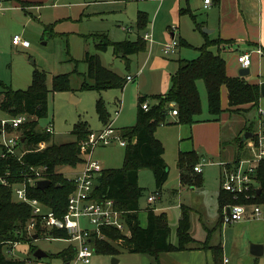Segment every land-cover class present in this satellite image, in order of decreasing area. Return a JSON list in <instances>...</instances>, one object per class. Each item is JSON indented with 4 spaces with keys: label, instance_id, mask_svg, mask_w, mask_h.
Here are the masks:
<instances>
[{
    "label": "trees",
    "instance_id": "1",
    "mask_svg": "<svg viewBox=\"0 0 264 264\" xmlns=\"http://www.w3.org/2000/svg\"><path fill=\"white\" fill-rule=\"evenodd\" d=\"M147 13L140 12L137 29L140 32L149 24ZM201 24L196 27L201 29ZM103 41L97 44V50L105 52L113 47L115 56L123 54V58L129 60V55L139 54L145 51V44L140 41L111 42L106 35H97ZM220 40H207L197 50L196 59H180L179 68L172 76L171 86L167 93L154 96H140L137 108V122L134 126L123 128L119 135L126 140L125 158L122 168L104 169L97 178L94 190V198L98 201L112 200L115 207L123 212L131 235L127 237L121 231L114 228H104V234L111 241H117L130 253L150 254L157 260L161 254L189 250L197 241L191 234V210L184 207L177 228V244L172 243L167 214L156 212L150 207L147 209V225L140 223V200L144 195V188L139 185V173L144 168H151L154 173L157 192H161L170 175V168L165 160V147L156 137L157 129L166 124L170 115L171 103H175L178 110L176 116L180 124L192 126L201 122L199 116L203 112L200 91L197 82L205 83L210 118L206 121H220L226 112H236L248 106L247 110H255L262 99L261 85L253 84L245 77L229 76L227 73V61L218 53H214L210 47L220 46ZM181 46L191 47L185 41ZM85 61L89 65L88 78L80 86V90L102 92L109 89H122L126 85L127 78L119 76L101 61L99 55L87 53ZM129 64V63H128ZM48 73L35 69L32 84L27 90H14L11 86L0 83V112L8 117L20 115L35 116L37 120H31L22 125L19 130L22 138L19 143V152L24 153L19 161L16 157H2L5 148L0 141V178L5 177L8 184L0 182V264H29L28 259L10 258L5 253V247H11L14 243H29L34 254L38 247H33L34 235L38 239L52 237L56 239L69 238L66 231L49 230L39 223L32 234L28 232V224L32 219V208L24 202H19L14 193V184H22L31 176V167L45 166L48 168L45 178L52 181V185L41 190L37 184L28 186V196L38 199L46 208L54 211L58 216H63L68 209L69 196L75 190V184L68 180L67 172L75 169L84 162L86 154L82 150L81 143L86 141L92 133L90 125L85 120H80L73 129L75 141L56 144L53 134L40 125V121L48 117V101L51 91H73L70 74L53 76L52 88L48 86ZM228 90L229 107L222 106V88ZM155 99L154 104L149 103ZM147 102L149 109L145 110L143 104ZM96 111L100 121L107 125L110 121L106 103L99 99L96 103ZM0 122V130H1ZM10 129V128H9ZM243 141V140H242ZM245 141H243L244 143ZM48 144L40 149V144ZM243 144L241 142L240 149ZM178 168L180 170L181 186L190 185L197 188L204 185L202 174H197L195 167L201 163V157L195 151L180 152L178 156ZM8 174V175H7ZM261 189L258 194L257 190ZM233 196L224 190L220 191V211L224 206L233 202ZM241 203L255 204L264 211V160L259 164L255 174L253 194L249 200L242 198ZM221 223V221H220ZM108 241H95L94 248L97 252L111 254L119 253ZM210 238L199 245V249H211L214 252L215 261L220 264L223 261L221 246H211ZM9 249V248H8ZM75 246L70 245L62 250L59 256L63 261H70L75 256Z\"/></svg>",
    "mask_w": 264,
    "mask_h": 264
},
{
    "label": "rangeland",
    "instance_id": "2",
    "mask_svg": "<svg viewBox=\"0 0 264 264\" xmlns=\"http://www.w3.org/2000/svg\"><path fill=\"white\" fill-rule=\"evenodd\" d=\"M55 4L56 8H46L41 11V14L36 15L39 17V19H35L36 21L31 19V22H27L21 17L17 19L12 14L0 17V83L9 85L14 90H27L32 84L34 70L37 68L48 73V86L51 89L53 76L71 74L70 80L73 91H51L48 101V117L40 121V125L44 128H47L50 124L53 125V141L56 144L75 141L76 138L72 132L74 126L80 120L87 121L91 130L97 131L103 128L96 112V102L101 95L97 91L80 90L84 77L73 72L75 68L80 73L86 72L88 67L84 61L85 54L88 51L91 53L96 52L95 44L98 40L93 38V36L90 37V34L103 32L116 42L127 39L134 40L136 38V25L138 22L137 10L150 9L152 13H156V16L150 17V21L155 26L157 37L163 29H165L166 35H168L167 26L170 25L169 35L173 31L177 33L180 30V35L192 42L194 47H200L207 40L213 41L214 39V34H208V38H206L202 32L204 30L202 29L201 31L196 27V22L201 23L206 12L202 11L201 14L203 15L196 16V19L188 12L182 14L184 10H189L186 9L187 4L184 0H181L180 5L176 0H165L161 4L153 0H58ZM200 4V0H195L191 6L194 8ZM157 9H164L159 16V10L157 11ZM166 9H175L176 11L174 10L170 13ZM178 16L182 17L180 21L181 25L177 24ZM39 20L48 24L56 22L53 27L55 35L50 36L49 34H45L43 25L39 23ZM123 26L130 29V31H123ZM15 34L28 40L30 47L14 46L12 38ZM198 55L197 50L184 47L178 58L192 60L196 59ZM251 55V73L249 76H245L246 80L247 78L248 82L249 80L256 79L264 80V50L263 54H259L258 58L255 54ZM222 56L226 60H230L234 66H237L238 56L236 54H234L233 60V55L222 54ZM101 58L107 67L114 68L112 70H118L119 74L124 77L130 73L133 75L136 73L137 57H130L131 69L127 68L125 59L114 56L112 48L107 53L101 54ZM140 62L141 65L144 64L143 60ZM236 70L239 71L240 67H236ZM155 72L157 77L154 76L153 78L148 77V70H143V76L140 80L141 85H143V95L152 96L162 93L160 92V88H157L159 77L161 80L164 78L163 93L169 91L172 77L170 78L168 74L164 75L165 72L163 70H156ZM197 84L203 108V112L199 118L205 120L210 118L207 89L204 81L200 80ZM155 88L156 90L153 91ZM2 89L0 84V91ZM113 93V91L107 90L103 94L105 98L103 100L106 102L110 112L116 108V104L123 98L121 95L119 99H116L112 97ZM151 101H155V99H151ZM222 104L228 105V99L225 100L223 97ZM261 107L264 109V97L262 98ZM243 108L236 112H227L225 117L223 115L221 117L223 150L226 149L227 153H230L233 149L239 151L241 142L245 144V149L249 147L255 152V135L259 131L261 120L260 107L255 110H247L248 106L245 105ZM136 112L137 97L135 94L126 99L123 112L115 126L118 128L134 126L137 122ZM0 117H5V115L0 112ZM171 117L173 116L169 115L167 123L172 122ZM162 129L160 131L166 133L169 131L166 128ZM245 131L254 133V136L246 143H243L242 138ZM180 141L181 139L179 140L174 135L169 134L168 142L166 140V144L164 145L166 149L165 160L169 165L170 175L162 189V201L157 204L156 208L158 212H165L167 214L170 227L172 228L171 240L175 243L177 242V228L180 222L181 205H186L190 202L198 204L197 201L203 196H198V193L193 192L190 189V185L180 187L177 165ZM188 143L184 142V144ZM125 149L126 146L117 143L110 146L98 147L94 151V159L101 162L105 169H119L124 164ZM206 157L208 158L206 160L214 161L203 167L204 186L199 191L204 190L205 199L215 206L217 203V193L221 188L219 180L220 159L211 157L209 154ZM83 158L85 157L83 156ZM82 166L83 163L73 170L70 169L71 171H68L67 174H72L74 171L81 169ZM139 185L145 189L144 195L140 200V223L141 226L145 227L147 225L148 196L157 191L154 173L151 168H144L140 171ZM223 211L224 209L221 214L222 218ZM125 233L131 232L129 229H126ZM110 244L119 250V253L111 254L95 251L91 264H133L131 257L128 256V251L119 245L117 241H111ZM70 245H74V243L67 240L37 239L32 242V246L38 247L49 254L48 257L41 259L34 257L31 244L29 243H19L15 247L13 255L7 253L8 248L11 247H5L4 251L10 258L28 259L29 264H62L63 260L59 254ZM114 261L118 262L114 263Z\"/></svg>",
    "mask_w": 264,
    "mask_h": 264
},
{
    "label": "crops",
    "instance_id": "3",
    "mask_svg": "<svg viewBox=\"0 0 264 264\" xmlns=\"http://www.w3.org/2000/svg\"><path fill=\"white\" fill-rule=\"evenodd\" d=\"M1 1H2V9H0V17H5L7 15L12 14L17 19L21 17L27 22H31V19L34 21H36L35 19L37 18L39 19V17L36 15L41 14L42 10L46 8H56L55 3L58 0L55 1L54 0H1ZM153 1L159 2L161 4L165 0L163 1L153 0ZM176 1L178 2L179 5L181 4V0H176ZM184 1L187 4L186 9L189 10L188 11L184 10L182 14L188 12L193 16L194 19H196L198 15L201 16L203 15L201 14L202 11L206 12V14H204L205 15L204 19L202 20L201 23H199V25L200 24L202 25L201 29L199 28L197 29L201 31L203 29L204 31L202 32L206 38H208L207 36L208 34H214L213 40L221 41L220 46L210 47V49L214 53H218L221 56L222 54L233 55L232 60L234 59V54H236L239 57V55L241 54L250 53L253 55L255 54L257 58L259 57V54L260 55L263 54L264 0H212V4L209 7H205V2H204L205 0H200L201 4L194 8H192L191 5L193 1L195 2V0H184ZM158 10H159V14H158L159 16L164 9H157V11ZM166 10L172 13L175 9H166ZM137 11H138L137 17H139L140 12L147 13L149 17V21L151 19L150 18L151 16L152 17L156 16V13H152L150 9L147 10L138 9ZM181 20L182 17L178 16V22H177L178 25H181L180 22ZM39 23L43 25L45 34H49L50 36L55 35L53 27L55 26L54 24L56 22L48 24L39 20ZM197 23L198 22H196V24ZM137 26H138V22L136 25V38L130 41L135 42L142 40V42L145 44L146 49L145 51L139 54L129 55L128 61L127 59H125L127 62V68L131 69L132 66L130 65L131 64L130 57L138 58V63H137L138 65L136 64L137 67H136L135 75L130 73L125 76V78H127L128 76H133L134 80L127 81L126 85L122 89H109L110 91L114 92L112 94V97H115L116 99H119V96L121 95L123 97L116 104V108H114V110L110 112L106 104L108 112L110 113L109 123L113 122V126L118 130V133L123 128H118L115 126V124L119 121V117L123 112V107L126 99L127 98L129 99L131 96L136 94L137 108H138L139 97L147 96L142 94L143 85H141L140 80L143 76V70L145 69L148 70V77L150 76L153 78L154 76L157 77L155 72L156 70L157 71L163 70L165 73L164 72L162 73H164V75L165 74L170 75L171 78L179 68V60L187 59V58H178V56H180L181 54L182 48L184 47L191 49L193 48L195 50L199 48V47H194L192 42L183 38L180 35V30L177 31V33L176 31H173L169 35L171 29L170 25L167 26L168 35H166L165 29H163L161 33L158 34V37L155 34V26L152 21H150L147 27L141 30L140 32L138 31ZM122 28H123L122 30L125 32L130 31V29L124 26ZM146 34L152 36V41L145 39ZM97 35H106L109 41L111 42H116V41L111 40L108 34L103 32L90 34V37L93 36V38L98 40L95 44L96 52L91 53L90 51H88L86 52V54L90 53L93 55H99L101 58V54L107 53L109 49L110 48L113 49V47L110 46L109 49L105 52L98 51L96 46L99 42L103 40L99 37H96ZM174 39L178 40L179 42L178 50L174 54H166L163 49L164 45L172 42ZM182 41L187 42L188 44L191 45V47L181 46ZM197 52L199 54L198 50ZM116 57L120 59H124L123 54H119V56ZM141 60H143L144 62V64L142 65L140 62ZM72 61L74 60L72 59ZM84 61H85V57H84ZM226 61H227L228 75L232 77L240 76V70L243 68L241 67L238 59H237L238 61L237 66H234V64L230 62V60H226ZM85 63L87 64L88 67L86 72L80 73L78 72L77 68H75L73 72L83 76L84 77L83 81L85 80L90 81V79L88 78L89 65L86 61ZM102 63L104 64L103 61ZM236 67H240V70L237 71ZM110 69L112 70L114 68H110ZM113 71L117 73L119 76L124 77L119 74L120 72H118V70H113ZM249 82L253 84L261 85L264 82V80L256 79V80H249ZM163 86H164V78L163 80H161L159 77V84L157 85V88H160V92L162 93L164 88ZM155 90L156 88L153 91ZM106 91L107 90H104L102 92L97 91L101 95L99 99L104 98L103 94L106 93ZM119 92L121 93L120 95ZM161 94H155V95H161ZM223 97L225 100L228 99V90L225 87L222 88V98ZM74 100L77 101L76 98H74ZM149 101H150L149 103L151 104L156 103L155 101H151V100ZM222 106L223 108L226 109L229 107V104L228 105L222 104ZM226 113L223 114L224 117ZM136 116H137V112H136ZM171 121L172 122L162 125L158 128L156 132V137L162 142L163 145L166 144V140L168 142L169 134L174 135L179 140L181 139L178 156L180 152L195 151L197 155L201 157L200 164L202 165V170L206 164L212 163L214 161V160H210V161L206 160L208 159L206 157L207 154H209L211 157L219 158L220 186L222 183V174L226 163L235 162L243 158H250L255 155L253 149L251 150V148L249 147L245 149L246 148L244 147L245 144H243L242 149L239 148L240 152L237 149L235 150L233 149L230 153H227L226 149L223 150L224 148L223 139H222L223 128H222L221 120L220 121L202 120L201 122L195 123L192 126L178 123L176 116L171 117ZM102 125H103L102 129L97 131L92 130V132H99L103 130L106 125H104L103 123ZM162 128H166L169 131L167 133L160 131L163 130ZM248 140H246L244 143H246ZM0 141H1V133H0ZM184 142L187 143L189 142V143L184 144ZM165 153H166V149H165ZM179 179H180V170H179ZM180 187H183L181 186V182H180ZM201 188L190 187V189L193 192L198 193V196L203 195L202 198L197 201L198 204H196V202H190L189 204L186 205L180 204L181 205L180 220L182 216V209L184 207L189 208L191 210V223H192L191 234L193 238L197 241L195 244H193V248L189 250L168 252L161 254L158 260L150 254L128 252V256L131 257L133 264H217L215 261L213 250L199 249V245L207 242L209 238H210L209 243L212 247L218 245L221 246L223 257H228L230 259V264H264V212L259 217H254V218L248 217L245 220H241L233 224H228V225L224 224L221 215L222 212L220 211V206H219V195L222 188H220V191L217 193V199H216L217 203L215 204V206H213L212 203L208 202L205 199L204 197L205 195L203 194L204 190L203 191L201 190V192L199 191ZM161 196H162V191L160 192V196L155 203L151 204L148 201L147 209L150 207L151 209H155V211L158 212L156 208H157V204L162 201ZM147 214L148 211L146 212V215ZM177 242L175 243L174 241H172V243L174 244H177ZM253 244L259 245V246H255L257 247V249H253V251H255V253H258L259 255L252 253ZM220 264H223V261Z\"/></svg>",
    "mask_w": 264,
    "mask_h": 264
},
{
    "label": "built area",
    "instance_id": "4",
    "mask_svg": "<svg viewBox=\"0 0 264 264\" xmlns=\"http://www.w3.org/2000/svg\"><path fill=\"white\" fill-rule=\"evenodd\" d=\"M163 1V0H160ZM205 7L212 4V0H205ZM0 9H2V1L0 0ZM145 39L152 41V36L145 35ZM15 46L29 48L30 42L23 39L20 35L12 38ZM179 47L178 40L164 45L166 54H174ZM238 61L242 68H250L252 65V55L244 53L239 55ZM134 80L133 76H128L127 81ZM263 98V97H262ZM262 102V99H261ZM259 104L261 112L260 127L255 135L254 144L255 155L250 158L239 159L235 162L225 164L222 174L221 188L225 192L233 196V202L223 207L224 224H233L235 222L245 220L246 218L259 217L263 214V209L259 205L241 203V199L249 200L253 194L255 183V174L259 164L264 160V109ZM171 116H177L178 110L175 103H171ZM145 110L149 109V104H143ZM118 114V112H117ZM31 120H37L35 116L20 115L17 117H0L1 122V143L5 148L2 157H16L20 161L24 153L19 152V143L22 138V132L19 128ZM10 128V129H9ZM53 134L54 127L50 124L47 129ZM126 146L124 140L114 128L113 122L108 123L105 128L99 132L90 133L88 139L81 143L82 150L86 152L84 162L81 169L67 174L68 180L75 184V190L69 196L68 209L63 216H58L54 211L46 208L38 199L28 196V186L37 184L39 180L45 178L48 168L45 166L31 167V176H28L22 184H14V193L19 202H24L32 208V219L28 224V232L32 234L39 223L49 230L66 231L69 235L67 240L74 243L75 256L70 261H63L62 264H90L95 253V241H110L104 234V228H114L122 233L128 226L123 217V212L115 207L114 201L105 200L98 201L94 198V190L97 178L105 169L101 162L94 159V151L98 147L110 146L113 144ZM45 147V143L40 144V149ZM195 171L202 173V165L195 167ZM8 175V174H7ZM0 182L8 184L5 177L0 178ZM160 192H154L148 197V201L152 204L159 198ZM126 234V233H125ZM131 233L126 234L129 237ZM49 240H62L52 237H46ZM18 243L12 244L7 250L8 254L13 255L15 247ZM223 264H230L228 257H223Z\"/></svg>",
    "mask_w": 264,
    "mask_h": 264
},
{
    "label": "water",
    "instance_id": "5",
    "mask_svg": "<svg viewBox=\"0 0 264 264\" xmlns=\"http://www.w3.org/2000/svg\"><path fill=\"white\" fill-rule=\"evenodd\" d=\"M250 73V69L249 68H243L240 70V76L242 77H245V76H248ZM261 93H262V97H264V82L261 84ZM254 136V133H251V132H247L245 131L243 133V138L242 140L243 141H246L250 138H253ZM52 185V181L49 180V179H44V180H39L37 182V186L41 189V190H45L46 188H48L49 186ZM257 193L260 194L261 193V189H258L257 190ZM34 240H37L38 239V235H34ZM255 246H259V245H255L253 244L252 245V253H255V251H253V249H257V247ZM257 255H259L258 253H255ZM49 254L45 251H43L42 249H37L34 253V257L37 258V259H41V258H45V257H48ZM118 261H114V263H117Z\"/></svg>",
    "mask_w": 264,
    "mask_h": 264
}]
</instances>
